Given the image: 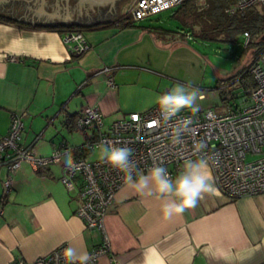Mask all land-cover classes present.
I'll return each instance as SVG.
<instances>
[{
    "label": "crops",
    "instance_id": "0c3cea01",
    "mask_svg": "<svg viewBox=\"0 0 264 264\" xmlns=\"http://www.w3.org/2000/svg\"><path fill=\"white\" fill-rule=\"evenodd\" d=\"M123 13L111 26L85 30L90 48L71 55L64 31L34 25L20 9L0 6V16L13 21L0 20V136L11 114L24 112L19 143L48 156L62 144L71 149L84 143L67 118L85 105L99 109L105 126L159 106L172 82L165 54L196 37L143 19L120 25ZM65 153L44 174L23 162L7 194V169L0 165V264L33 260L61 243L88 254L100 243L99 231L85 228L75 214L78 193L60 181ZM165 202L125 183L105 217L110 248L98 264H264V194L226 200L216 191L170 219L162 212Z\"/></svg>",
    "mask_w": 264,
    "mask_h": 264
},
{
    "label": "built area",
    "instance_id": "2783aa9c",
    "mask_svg": "<svg viewBox=\"0 0 264 264\" xmlns=\"http://www.w3.org/2000/svg\"><path fill=\"white\" fill-rule=\"evenodd\" d=\"M183 0H134L132 19L142 20L176 7ZM252 6L264 9V0H230L224 13H242ZM245 44L251 34L243 32ZM69 54H81L90 48L84 31H70L63 35ZM16 60L15 56L7 57ZM104 71H110L105 67ZM253 84L245 89L241 104L229 106L224 114L211 109L181 110L170 121H165L159 106L141 112H130L104 125L103 116L95 106H83L75 127L84 137V147L95 153L92 159L74 158V167L64 164L60 181L67 190L76 191L80 198L75 214L83 220L85 228L96 229L101 235L98 245L88 252L89 264H98V258L110 248L105 228V217L115 193L125 184V173L100 159L101 142L133 149L132 159L144 172L154 165L167 168L171 177L181 172L188 160L207 159L216 191L226 200L242 196L264 194V48L248 67ZM107 82L112 84V77ZM24 112L12 113L7 133L0 136V165L7 169L3 180L4 194L13 186L12 175L23 162L34 168L46 167L60 160L70 148L63 144L48 156H40L31 146L19 141L24 129ZM183 121L188 130L182 133V143H174L173 128ZM203 141L207 147L195 150V143ZM66 243L33 260L14 259L11 264H68L63 257ZM117 264V263H113Z\"/></svg>",
    "mask_w": 264,
    "mask_h": 264
},
{
    "label": "rangeland",
    "instance_id": "374dc122",
    "mask_svg": "<svg viewBox=\"0 0 264 264\" xmlns=\"http://www.w3.org/2000/svg\"><path fill=\"white\" fill-rule=\"evenodd\" d=\"M133 2L134 0H129L123 14L131 11ZM198 5H204V0H199ZM176 8L167 9L143 20L155 22L160 28L191 32L189 24L192 22V16H173ZM204 21L208 20L200 16L199 22ZM256 41L258 37L251 35L247 45L243 34L237 33L231 41H224L219 35L212 40L199 36L190 38L185 46L177 50L170 46V50L165 54L169 56L167 69L172 72L170 90L177 84L186 86L187 91L196 89L198 95L202 94L197 98L196 110L211 109L215 114H224L229 106L241 104L243 101L245 89L239 83V74L253 60L258 50V45L254 44ZM94 156L89 155L87 158L92 159Z\"/></svg>",
    "mask_w": 264,
    "mask_h": 264
},
{
    "label": "clouds",
    "instance_id": "9594fccd",
    "mask_svg": "<svg viewBox=\"0 0 264 264\" xmlns=\"http://www.w3.org/2000/svg\"><path fill=\"white\" fill-rule=\"evenodd\" d=\"M198 90L187 91L186 86L177 84L158 98L160 114L165 121H170L182 109H195ZM188 130V122L183 121L173 128L174 143H182V133ZM196 151H202L207 145L203 141L196 142ZM133 149L127 146L117 147L111 142H101L100 159L113 168L125 173V183L142 195L166 199L162 206L165 218L182 215L186 210L194 208L205 194H214L213 177L207 159L188 160L184 168L172 179L167 168L154 165L147 172L140 170L132 159ZM65 164L74 167L71 152L65 153ZM171 199H167V198ZM63 257L68 264H89L91 257L86 252L80 253L69 245L63 250Z\"/></svg>",
    "mask_w": 264,
    "mask_h": 264
},
{
    "label": "trees",
    "instance_id": "16d2710c",
    "mask_svg": "<svg viewBox=\"0 0 264 264\" xmlns=\"http://www.w3.org/2000/svg\"><path fill=\"white\" fill-rule=\"evenodd\" d=\"M199 0H183L178 4L173 12V16L177 14L191 15L192 22L189 24L191 27V32L189 35L198 38L199 36L203 39L216 38V35L222 37L224 41H231L234 39L235 34L242 33L244 31L249 32L251 35L258 37L256 45H258V50H256L254 57L264 48V9L260 6H252L246 9L242 13H235L231 16L224 13V8L230 3V0H204V5H198ZM203 17L208 21L203 23L199 22V17ZM0 20L13 22L10 18L0 16ZM132 22V15L130 13L126 14L119 20L120 25H130ZM108 24H95L92 26H44L50 30H58L70 32V31H85L93 28H98L102 26H111ZM217 34L215 35V33ZM250 43V41H249ZM248 43V44H249ZM247 44V45H248ZM254 59V58H253ZM251 63V62H250ZM249 63V64H250ZM245 66L239 74V83L247 89L253 84L251 75L248 73V67ZM221 98L224 100L221 91H219ZM78 115V114H77ZM77 115L67 118V123L72 124L75 127V121ZM71 154L74 158L88 157L90 152L82 144L79 147L71 148ZM45 167L39 168L40 174H44Z\"/></svg>",
    "mask_w": 264,
    "mask_h": 264
},
{
    "label": "flooded vegetation",
    "instance_id": "af4514ba",
    "mask_svg": "<svg viewBox=\"0 0 264 264\" xmlns=\"http://www.w3.org/2000/svg\"><path fill=\"white\" fill-rule=\"evenodd\" d=\"M3 5L20 9L26 20L41 26H92L118 19L107 4L90 6L87 1L81 4L78 0H0V6Z\"/></svg>",
    "mask_w": 264,
    "mask_h": 264
},
{
    "label": "water",
    "instance_id": "95a60500",
    "mask_svg": "<svg viewBox=\"0 0 264 264\" xmlns=\"http://www.w3.org/2000/svg\"><path fill=\"white\" fill-rule=\"evenodd\" d=\"M7 1V0H5ZM88 2L90 6H92L94 3L101 5V4H107L109 6V10L112 11L113 15L119 16L124 11V7L129 2V0H121L116 5L117 0H78L79 3H85ZM112 7H115L114 9Z\"/></svg>",
    "mask_w": 264,
    "mask_h": 264
}]
</instances>
